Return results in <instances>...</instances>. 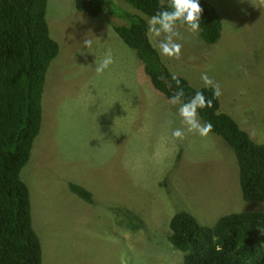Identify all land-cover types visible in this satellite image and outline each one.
Instances as JSON below:
<instances>
[{"label":"rangeland","instance_id":"1","mask_svg":"<svg viewBox=\"0 0 264 264\" xmlns=\"http://www.w3.org/2000/svg\"><path fill=\"white\" fill-rule=\"evenodd\" d=\"M110 1L117 12L147 23L149 17L124 0ZM204 1L219 16V40L210 44L200 30L193 34L179 28L184 37L178 41L180 57L160 55L161 60L195 88L205 86L201 74L206 73L212 86L220 87V111L262 144L264 0ZM46 20L59 51L46 70L40 130L20 172L29 190L42 264H179L182 253L168 239L174 214L186 211L212 226L231 212L264 213L263 201L242 198L236 157L224 140L212 132L203 137L187 132L179 105L167 103L151 85L142 62L112 28L125 24L123 19L105 12L90 17L77 11L73 0H47ZM85 37L93 41L89 49L83 48ZM108 49L114 63L97 74ZM118 87L146 109L140 110V122L145 112L152 124L169 121V138L176 128L185 131L182 140L172 138V160L169 155L151 157L159 128L143 132L139 143L119 134L113 121L121 113ZM140 129L145 128H134V136ZM191 140L196 144L189 145ZM69 183L88 190L92 201L82 200Z\"/></svg>","mask_w":264,"mask_h":264},{"label":"trees","instance_id":"2","mask_svg":"<svg viewBox=\"0 0 264 264\" xmlns=\"http://www.w3.org/2000/svg\"><path fill=\"white\" fill-rule=\"evenodd\" d=\"M124 1L148 17L160 7V0ZM73 2L77 11L90 17L105 12L125 21L113 25V30L135 52L151 85L165 98L182 89L185 101L197 91L212 101L211 107L197 110L198 116L203 123L210 122L211 132L234 152L242 198L264 202V143L252 141L230 115L219 110L214 87L195 88L184 77L173 75L150 42L143 18L117 12L110 0ZM199 2L200 35L205 42L216 43L221 36L219 16L206 1ZM46 5L47 0H0V264H42L41 244L31 224L29 190L20 172L40 130L46 70L59 51L49 33ZM69 188L85 202L92 201L82 186L69 183ZM168 227L170 244L182 253L179 264H264L263 212H231L205 226L181 211L171 217Z\"/></svg>","mask_w":264,"mask_h":264},{"label":"clouds","instance_id":"3","mask_svg":"<svg viewBox=\"0 0 264 264\" xmlns=\"http://www.w3.org/2000/svg\"><path fill=\"white\" fill-rule=\"evenodd\" d=\"M202 13L203 8L199 0H160V7L147 20V34L151 41L155 43L160 55L178 59L182 48V44L178 41L184 38L178 29L184 28L189 33L198 34ZM82 45L84 49H89L92 47L93 41L85 37L82 40ZM113 63L112 51L108 49L104 54V58L97 64L96 73L102 74ZM173 79L175 80L176 77L173 76ZM201 79L205 86H212L213 82L206 73L201 74ZM219 95H221L220 87L216 84L213 90V97H218ZM183 96V90H178L171 97L170 103L179 105L178 115L181 117L187 132L195 133L202 137L207 136L212 131L213 126L210 122L202 124L198 119L197 110L211 107L212 101L200 91L195 92L186 101ZM171 136L173 139L182 140L185 136V131L181 128H176L172 131Z\"/></svg>","mask_w":264,"mask_h":264},{"label":"crops","instance_id":"4","mask_svg":"<svg viewBox=\"0 0 264 264\" xmlns=\"http://www.w3.org/2000/svg\"><path fill=\"white\" fill-rule=\"evenodd\" d=\"M114 43H119L118 40L115 38L114 39ZM120 45V43H119ZM137 57V56H136ZM137 83V81H136ZM155 89V88H154ZM127 89L123 88V87H118V89L115 91V94L117 95L116 97V105L118 107H120L121 113L115 117H113V121L115 122V128H118L117 126H119V134L120 135H128L129 137L132 138V140L136 139L137 143H139L140 138L144 135L143 132H148L150 133H155L153 132V130L155 128H159L158 132H156L157 135V139L153 142L152 144V149H153V153L152 154V158L156 155L157 158H159V156H170L169 160H172L173 158V154L176 151V145L175 144V140H173L172 138H169L167 135L168 133V120H164L161 122L160 125L157 124H152V121H149L148 118V114L143 112V116L140 122V104L139 101L137 99V97L134 94H128L125 93ZM132 93V92H131ZM157 95V94H156ZM162 95V94H161ZM167 103L170 102V99L165 98L164 96H162ZM165 102V104H167ZM115 105V108L117 107ZM220 110V107H219ZM141 111H146V109L144 110V108ZM126 112V113H125ZM105 116L109 117L110 115L105 114ZM107 119V118H105ZM170 119V117H169ZM105 121V120H104ZM145 128V129H140L139 130V134H137L136 136L134 133V128ZM148 128V129H147ZM152 129V130H149ZM117 133V130H116ZM141 135L139 138L138 136ZM195 140V139H194ZM196 141V140H195ZM193 142L192 140L189 141V145H195L196 142ZM115 142L117 143H122L119 138H115ZM180 143V140L178 141ZM144 143H148V140H145ZM139 149V146L138 148ZM182 150V149H180ZM185 150V149H184ZM139 151V150H138ZM138 151H136V154L138 155ZM186 151V150H185ZM178 158V154L175 156L174 159ZM186 158V157H185ZM159 182V181H158Z\"/></svg>","mask_w":264,"mask_h":264}]
</instances>
